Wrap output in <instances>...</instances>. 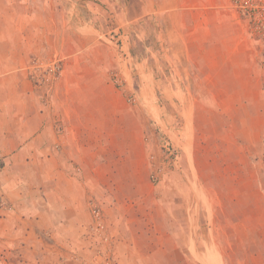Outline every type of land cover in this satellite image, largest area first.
Returning a JSON list of instances; mask_svg holds the SVG:
<instances>
[{
    "label": "rangeland",
    "instance_id": "rangeland-1",
    "mask_svg": "<svg viewBox=\"0 0 264 264\" xmlns=\"http://www.w3.org/2000/svg\"><path fill=\"white\" fill-rule=\"evenodd\" d=\"M244 1L180 0L197 6L184 13L194 40L206 45V31L217 29L236 47L239 64L224 65L219 82L238 93L214 96L208 80L193 76L185 95L171 100L159 89L173 85L165 79L170 66L153 59L136 67L121 56L111 24L99 25L71 0H0V87L9 94L3 100L16 104V91L25 89L28 102L61 125L58 132L68 121L74 127L66 134L85 137L90 190L86 206L52 208L41 223L11 218L0 227V264H205L212 258L200 255L206 243L220 264H264V32L259 15L250 21L244 14ZM259 3L264 10V0L252 8ZM23 51L29 60L21 64ZM142 51L139 44L132 54ZM224 53L228 46H194L191 73L207 72V57ZM74 55L86 59L75 63ZM243 63L257 85L246 80ZM229 70L242 80L229 79ZM190 99L198 111L186 130L174 101ZM0 159L1 171L7 160Z\"/></svg>",
    "mask_w": 264,
    "mask_h": 264
},
{
    "label": "crops",
    "instance_id": "crops-1",
    "mask_svg": "<svg viewBox=\"0 0 264 264\" xmlns=\"http://www.w3.org/2000/svg\"><path fill=\"white\" fill-rule=\"evenodd\" d=\"M71 1V5L74 2V6L83 8L87 17L97 21L99 25L105 22L111 24L110 33L115 32L116 40L119 41V46L124 52L121 56L125 54L126 58H130L136 67L154 61L160 63L162 67L169 65L173 72L169 69L170 75H165V79L167 81L172 79L173 85L171 82L168 84L164 82L159 89L171 97V100H173V95L180 97V92L185 95V82L190 83L193 76L208 80L209 84L217 89L215 94H212L214 96L222 90L226 94L229 93V96L238 93L236 88H228L227 91V88L219 82L222 80L219 72L224 65H228L231 69L239 64L234 58L236 47L232 48L227 38L223 39L226 35L221 34L222 32L217 29L206 31L210 36V41L205 45L204 41L202 44V41L194 40L196 30H185L184 13L197 11L196 5L186 7L180 0ZM26 12L31 13L30 9L25 10L24 16ZM53 12L54 9L50 7L48 13L53 15ZM32 16L34 18V11L30 17ZM18 18L21 19V17ZM92 27L98 30L94 25ZM149 39L151 43H148ZM139 44L143 45L144 51L132 54V50ZM218 45L228 46V53L210 54L205 60V65L209 70L207 72L199 70L200 75L198 72L191 73L190 49L200 46V49L208 47V51L211 48L217 51ZM20 46L26 47L28 44L22 43ZM28 56L27 51L20 54L21 64L28 62ZM69 59L78 63L86 58L80 59L74 55ZM245 67L246 65L244 66L246 80H253L254 75L252 76L250 67ZM243 76V74H235L234 77L233 72L228 71L229 79L242 80ZM257 82L254 79L252 85H257ZM27 92L25 89L17 90V102L10 104L8 100H3L7 99L8 90L0 87V158L7 160L0 171V227L8 224L11 218L22 222L41 223L52 208H77L75 205L82 207L83 204L86 206L90 191L85 180L89 172L84 165L85 161L83 162V153L87 148L81 142L85 137L77 136L78 140H76L72 137L73 135L66 134L67 128L74 127L68 121L63 122V129L66 131L58 132L57 128H61V125L58 126L55 120L46 119L39 104L28 102L32 93ZM174 103L182 115L180 125L183 129L189 130V126H193L195 113L198 111V102L190 99L184 105L175 101ZM224 106L228 107V105ZM233 108L231 105L228 113L231 110L233 112ZM15 110L18 113L11 118L8 113ZM204 110L210 109L204 108ZM77 135L80 134L77 132ZM91 156H95L92 157L95 159V164L90 171L95 173L99 160L97 154ZM34 180L41 186H31ZM25 211H27L26 218L22 215ZM53 220L60 222L58 218L50 217V221ZM193 250V246L190 245V251ZM206 252L212 258L202 260L205 264H220L219 257L215 255L209 243L205 244L200 255ZM191 253L194 254V252Z\"/></svg>",
    "mask_w": 264,
    "mask_h": 264
},
{
    "label": "trees",
    "instance_id": "trees-1",
    "mask_svg": "<svg viewBox=\"0 0 264 264\" xmlns=\"http://www.w3.org/2000/svg\"><path fill=\"white\" fill-rule=\"evenodd\" d=\"M262 6L263 5H260L259 3V7L257 9H253V0H245L241 5V8L244 14L250 18V21H254L258 15L260 16L259 20H257V25H260L262 31L264 32V10H262Z\"/></svg>",
    "mask_w": 264,
    "mask_h": 264
},
{
    "label": "built area",
    "instance_id": "built-area-1",
    "mask_svg": "<svg viewBox=\"0 0 264 264\" xmlns=\"http://www.w3.org/2000/svg\"><path fill=\"white\" fill-rule=\"evenodd\" d=\"M0 162H1V159H0Z\"/></svg>",
    "mask_w": 264,
    "mask_h": 264
}]
</instances>
